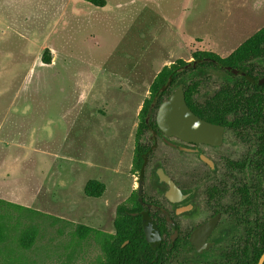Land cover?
<instances>
[{
  "label": "rangeland",
  "instance_id": "1",
  "mask_svg": "<svg viewBox=\"0 0 264 264\" xmlns=\"http://www.w3.org/2000/svg\"><path fill=\"white\" fill-rule=\"evenodd\" d=\"M106 1L0 0V264H103L117 207L137 200L135 147L151 142L140 110L155 76L177 59L192 64L190 43L225 59L264 28V0H184L178 17L176 0ZM203 72L185 75L201 101L228 83ZM254 148L250 134L226 132L220 152L236 161ZM192 159L156 139L143 200L165 205L151 186L157 166L187 187L194 173L210 175ZM231 176V193L255 183L252 172ZM90 180L104 184L99 198L84 195Z\"/></svg>",
  "mask_w": 264,
  "mask_h": 264
},
{
  "label": "flooded vegetation",
  "instance_id": "2",
  "mask_svg": "<svg viewBox=\"0 0 264 264\" xmlns=\"http://www.w3.org/2000/svg\"><path fill=\"white\" fill-rule=\"evenodd\" d=\"M258 48L254 84L260 117L254 131L249 127H244L240 133H237L221 124H214L223 128L220 145L189 144L174 137H165L161 132L157 137V139L161 137L162 142L169 148L190 156L194 163L202 164L210 174L204 177L203 174L194 173L191 186L187 187L173 180L160 165L153 171L150 180L154 192L163 191L164 207L161 208L155 201L146 202L143 198L140 203L137 197L138 204L142 208L140 209L142 217L150 223L146 225L154 227L159 235V243L156 247L146 242L156 250L154 261H157V264H226V257L230 255L232 248L239 247L240 257L243 259L257 257L262 249L264 203L261 194L254 190L256 185H261L258 180L259 173L257 170L253 171V166L250 164L252 161H264V155L258 153L259 144L264 142V83H256L264 79V41L262 37ZM212 64L214 68L227 75L230 83L228 74H233L224 69L230 66H223L214 61ZM195 66L196 63L192 68ZM233 76L246 78L247 73L239 71V74ZM207 99L201 101L195 97L198 104H204ZM226 132L240 135V138H244L245 141L247 134L248 136L250 134L254 139L255 148L240 160H226L225 155L220 152ZM218 162L222 163L223 170ZM230 162L243 163L242 171L231 169ZM159 169L163 170L179 190V194L173 196L174 202L166 197L169 187L157 175ZM248 172L255 175V183L251 185L244 183L239 187L249 189L250 201L246 202L241 195L236 197V189L231 193L230 180L234 173L247 174ZM138 181H142L143 196L144 177L143 179L138 178ZM231 196H233V202L230 201ZM263 253L264 250L259 259Z\"/></svg>",
  "mask_w": 264,
  "mask_h": 264
},
{
  "label": "trees",
  "instance_id": "3",
  "mask_svg": "<svg viewBox=\"0 0 264 264\" xmlns=\"http://www.w3.org/2000/svg\"><path fill=\"white\" fill-rule=\"evenodd\" d=\"M86 3L96 7L103 8L106 0H83ZM262 37L264 41V28L259 30L242 45H240L229 57L222 59L216 54L210 52H193L192 58L196 63L195 68L188 69V63L183 60H177L174 63L164 66L155 76L149 87V97L144 100L140 110L141 122L139 129L150 133L151 142L149 144H136L134 169L140 179H143L145 169L149 163L150 156L156 148V139L160 135L153 113L158 109L170 93L183 85L185 101L191 111L198 117L212 123L221 124L237 133L244 127L255 130L259 122L260 110L258 108V98L255 95L256 86L254 84L255 59L259 55L258 43ZM43 63L50 64V52L44 51ZM217 62L223 66H230L241 72L247 73L246 78L229 75L230 83L223 85L204 104H198L195 100V93L198 90L199 82L190 80L187 83L185 75L188 72L196 75H203L205 69L214 68L212 62ZM264 131V129H263ZM258 153L264 155V142L259 144ZM253 171L257 170L258 180L261 185H256V192H259L264 203V161L250 162ZM243 163L230 162L231 169L242 171ZM105 190L104 184L90 180L84 187V195L89 198H99ZM236 197L245 198L250 201L249 189L237 188ZM0 204H5L0 201ZM141 206L138 201L135 207L127 209L119 206L116 209V233L109 236L108 240L102 243V249L105 256L103 264H157L152 249L144 239V225L150 224L145 221L140 212ZM136 214V215H133ZM262 249L254 258L243 259L240 257L239 247L232 248L230 255L226 258V264H257L260 254L264 250V222L262 225ZM84 231L83 235L94 233V230L80 227ZM1 234V228H0ZM34 233L32 230L24 232L20 238L21 245L29 248L33 242ZM264 264V263H263Z\"/></svg>",
  "mask_w": 264,
  "mask_h": 264
},
{
  "label": "water",
  "instance_id": "4",
  "mask_svg": "<svg viewBox=\"0 0 264 264\" xmlns=\"http://www.w3.org/2000/svg\"><path fill=\"white\" fill-rule=\"evenodd\" d=\"M194 64L195 62L190 65L193 66ZM224 69L233 75L239 74L237 69L231 67ZM256 83H264V79ZM155 121L158 129L165 137H174L185 143L220 145L222 141L223 128L202 120L187 106L182 84L161 102L156 111ZM157 175L169 187L166 197L174 202L173 196L178 195L179 190L162 169L157 170ZM137 197L138 201L142 203V181L137 182ZM143 232L146 242L152 247H156L159 243V235L155 228L144 225ZM263 262L264 253L258 264Z\"/></svg>",
  "mask_w": 264,
  "mask_h": 264
},
{
  "label": "crops",
  "instance_id": "5",
  "mask_svg": "<svg viewBox=\"0 0 264 264\" xmlns=\"http://www.w3.org/2000/svg\"><path fill=\"white\" fill-rule=\"evenodd\" d=\"M151 1H148V4L150 3ZM176 2H177V5L179 6V8L177 9V11H176V15H175V17H178V15L180 14H182L183 15V13H182V11H183V2H184V0H176ZM106 4H107V1H106ZM145 4V3H144ZM106 6V5H105ZM186 6H187V3H186ZM181 36H182V34H180V33H178L177 34V37H178V40L179 41H177V44H179V46H183L184 44H185V42L183 41V39L181 40V39H179V38H181ZM173 37V36H172ZM175 38H176V36H175ZM196 43H198V38H196V40H194ZM186 44H187V42H186ZM188 48L190 49L189 51H193V52H195V51H197V50H199V49H195V45L194 44H192V43H190L189 45H188ZM177 60H183V59H177ZM184 61V60H183ZM175 62V61H174ZM173 62V63H174ZM170 63V62H169Z\"/></svg>",
  "mask_w": 264,
  "mask_h": 264
}]
</instances>
